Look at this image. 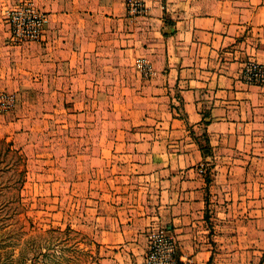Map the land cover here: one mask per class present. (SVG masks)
Here are the masks:
<instances>
[{
  "label": "crops",
  "instance_id": "1",
  "mask_svg": "<svg viewBox=\"0 0 264 264\" xmlns=\"http://www.w3.org/2000/svg\"><path fill=\"white\" fill-rule=\"evenodd\" d=\"M144 4L133 18L122 0H38L51 12L46 34L0 39L1 76L21 71L39 92L70 94V106L93 89H124L139 102L102 155L114 158L103 192L111 210L92 229L104 264H144L155 222L187 264H264V84L243 77L248 61L264 64V0ZM139 55L152 63L149 77L124 67Z\"/></svg>",
  "mask_w": 264,
  "mask_h": 264
},
{
  "label": "rangeland",
  "instance_id": "2",
  "mask_svg": "<svg viewBox=\"0 0 264 264\" xmlns=\"http://www.w3.org/2000/svg\"><path fill=\"white\" fill-rule=\"evenodd\" d=\"M27 2L47 13L48 22L40 39L45 36L51 12L40 8L38 0H0V39H12L14 44L40 40H19L14 35L10 12ZM109 32L106 30L103 49L107 58L115 54ZM142 58L147 57L139 55L133 64L124 67L139 70L137 64ZM106 65L112 62L107 59ZM2 72L0 101L9 98L12 102L7 107L0 102V137L11 139L27 156L23 201L28 217L39 228L72 226L76 230L74 239H80V246L85 249L81 263L104 264L106 250L103 253V246L93 241L92 229L97 225V216L111 210L104 202L112 191L106 186L113 173L114 158L102 155L118 142L115 140L118 134L122 137L124 130H128L129 125L120 119L139 114L133 108L139 102L135 98L130 101L133 92L126 93L124 89L121 93L108 90L100 93L93 89L79 95V103L70 106L66 101L71 103L70 94L39 92L37 79L30 81L21 71L3 77ZM157 226L167 227L161 222L150 224L148 238Z\"/></svg>",
  "mask_w": 264,
  "mask_h": 264
},
{
  "label": "trees",
  "instance_id": "3",
  "mask_svg": "<svg viewBox=\"0 0 264 264\" xmlns=\"http://www.w3.org/2000/svg\"><path fill=\"white\" fill-rule=\"evenodd\" d=\"M208 143L200 145L206 150ZM26 160L20 146L0 137V264H82L85 249L74 239L72 226L39 228L28 217Z\"/></svg>",
  "mask_w": 264,
  "mask_h": 264
},
{
  "label": "built area",
  "instance_id": "4",
  "mask_svg": "<svg viewBox=\"0 0 264 264\" xmlns=\"http://www.w3.org/2000/svg\"><path fill=\"white\" fill-rule=\"evenodd\" d=\"M127 8L129 16H138L145 12L144 0H122ZM15 28L14 35L19 40H37L44 33L48 22V15L38 10L32 3L10 12ZM139 71L145 77L153 72V66L148 58H142L138 62ZM244 79L249 83L264 84V64L250 60L243 71ZM5 107L11 104V100H1ZM199 172L206 174L205 163L199 165ZM178 246L175 236L166 226H157L150 234L144 254V264H187L177 254ZM182 261V262H181Z\"/></svg>",
  "mask_w": 264,
  "mask_h": 264
}]
</instances>
